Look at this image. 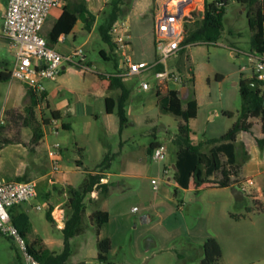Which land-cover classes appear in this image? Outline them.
I'll return each instance as SVG.
<instances>
[{"label": "rangeland", "instance_id": "1", "mask_svg": "<svg viewBox=\"0 0 264 264\" xmlns=\"http://www.w3.org/2000/svg\"><path fill=\"white\" fill-rule=\"evenodd\" d=\"M163 1L168 0H153L149 15L153 17L155 10L163 7ZM243 1H225L222 35L216 44L188 47L178 58L168 63L169 69L182 77L189 78L191 71L197 76L194 92L199 94L198 99L193 96L192 87L183 90L184 81L176 84V88L182 94L183 109L187 108L191 100L200 102L199 115L189 121V126L192 129L193 144L201 145V152L206 154H210L219 145L209 141L222 138L238 121L242 105L240 81L244 76L252 75L253 31L248 17L251 5L244 4ZM146 2L143 0L144 4ZM250 2L252 13L255 14L262 0ZM132 4L133 0H127L126 10ZM193 12L194 20L187 23L188 26L203 18L202 8L196 7ZM104 15L101 14V19ZM147 16L148 14L146 18ZM151 20L150 25L153 24ZM50 27L51 24L46 23L42 29L45 38ZM147 35L146 42L150 41L147 52L152 54V33L149 31ZM88 37L86 32L79 34L77 43L82 45L79 47L82 56L76 58V64L66 66L59 83L51 82L47 85L50 91L49 97L47 96L50 110L59 109L64 121L72 127L70 130L60 128L59 133L54 136L50 133L52 136L48 138V142L61 143L63 160L72 170L74 184L80 187L91 172L100 171L98 166L105 156H111L109 167L103 169L106 182L111 183L110 193L104 199L97 194L86 197L81 232L72 243L73 261H96L98 242L109 238L112 249L107 258L112 263L198 264L205 256L204 243L214 238L221 244L223 251L219 264H264V184L259 187L256 178L242 173L250 149L247 150L242 143H236L237 156L234 164H230L226 155H221L223 166L230 173L235 188L248 178L255 181L251 193L244 195L243 200L235 199L232 188L199 192L185 190L173 180L174 168L169 173L172 181L168 182L164 169L176 158L174 140L179 126L185 124L182 118L165 109L172 87L161 90L154 109H149L146 99L155 91V78H145L150 83V90H142V76L126 78L125 85L130 92L127 116L129 122L119 134L117 114H106L105 99L118 98L120 91L111 95L92 89L93 86L96 88L92 82L98 74L114 72L112 63L103 59L101 51L107 52L113 61L117 56V49L113 41L112 44L103 41L98 27ZM14 63V50L0 37V74L11 72ZM17 82L15 80L12 86L0 80V111L11 109L23 99L28 101L27 90ZM261 89L264 93V86ZM25 104L23 102L20 108L5 111L6 124L0 141L5 146L24 144L29 161L37 154L42 156L41 170L44 168L43 172H46L49 167L46 142L43 140L34 144L31 130L28 135L23 136L25 141L21 140L18 133L26 130L24 120L28 116ZM50 110L45 107L47 116H50ZM36 113V117L41 120L37 110ZM65 113L71 114V117ZM253 122L250 133L253 137L260 136L261 120L254 119ZM251 136L242 135L240 138L252 142ZM155 141L162 143L167 150L166 159L160 163L153 161L148 152ZM26 164L32 166L31 163ZM20 177L31 179L28 175ZM212 178L220 180L223 174L217 172ZM153 179H159L158 189L152 184ZM41 207L40 210H30L32 231L27 241L41 238L47 242L51 251L61 253L64 247L62 228L55 221H48V207L42 204ZM132 207H136L137 211L133 212ZM64 209V217H67L68 209ZM96 210H104L109 214V222L100 229L91 217ZM0 264H22L17 243L2 234Z\"/></svg>", "mask_w": 264, "mask_h": 264}, {"label": "trees", "instance_id": "2", "mask_svg": "<svg viewBox=\"0 0 264 264\" xmlns=\"http://www.w3.org/2000/svg\"><path fill=\"white\" fill-rule=\"evenodd\" d=\"M223 3L222 6L220 4ZM242 3L250 4L251 11L248 15L249 26L253 31L252 46L257 53L264 52V0L255 11L252 13V3L250 0H244ZM226 2L205 0L203 18L199 21L193 22L192 26H185V38L183 41L185 52L188 47L198 46L201 44H216L222 35V15ZM110 11L104 15L98 30L104 42L112 44L111 31L113 27L125 18L129 10H126L127 0H112ZM194 13L190 17H194ZM78 21L84 24V30L91 33L97 21V16L91 13L83 3H78L76 7H66L49 32V44L57 43L59 36L62 34L69 35L74 30ZM101 56L105 60H109L104 51H101ZM183 68H180L182 70ZM189 78L183 76L184 88L183 90L192 87V94L195 96L194 83L195 74L190 72ZM102 86L106 91H120L118 98L107 97L105 99L106 114L108 116L117 114L119 120L120 134L127 127L129 119L126 112V104L130 97V92L123 83L125 77L114 74L105 75L98 74ZM10 72H2L0 80L7 82L11 79ZM220 79V77H218ZM257 84V90L253 91L250 84ZM264 84L260 83L256 78L241 79L240 81V94H241V111L238 121L233 127L220 139L210 140L209 143L219 144L216 148L212 149L210 154L201 152V145H194L192 142V129L189 126V121L196 119L198 115V103L195 100L189 101L187 109L182 106V94L177 90H170L168 93V101L166 104V111L173 114L178 118H182L185 124H181L178 128V134L174 140L176 147L177 161L175 163V174L173 180L175 183L189 191H203L208 189H225L235 188L231 180V175L225 170L221 155L227 156L230 164L236 161V142L237 135L240 132L249 133L254 123L250 119L261 120V132L263 137L257 140L258 147L264 154V93L261 89ZM27 87V86H26ZM94 87V86H93ZM28 93L31 97V104L27 107L26 112L31 117L33 123V143L37 144L44 138V127L49 126L52 120L61 119L60 113L51 111V120H36L33 115V110L37 107L38 100L36 95L31 89L27 87ZM190 91V90H189ZM46 98L45 106L49 109L47 100V93L44 94ZM232 116V114H228ZM66 130L70 129L64 125ZM159 144L153 142L149 147V154L158 147ZM248 150L249 146L244 145ZM111 156L107 154L103 162L98 166L100 171H93L84 180L80 187H74L71 184L66 186L68 194V201L66 207L68 215L66 218L65 226L62 229L64 235V247L61 253L51 251L45 241L41 238H35L29 243L30 253L33 254L43 264H87L86 262H74L71 258L72 243L75 237L81 232V225L86 212L85 199L88 195L96 193L97 196L103 199L108 196L111 189L110 182H103L104 171L109 167ZM80 164V163H78ZM217 172H222L223 178L218 180L212 178ZM21 181H26L20 178ZM15 226L20 231L21 235L27 239L32 231V223L28 214L21 212L15 215L11 211ZM46 217L48 221L54 222L52 216V209L49 208ZM91 217L96 221L98 229L109 222V214L103 210H96L92 213ZM99 233V232H98ZM99 253L98 260L108 261L107 255L112 249L111 240L103 238L98 242ZM204 258L198 264H219L223 257V251L219 242L210 238L204 243Z\"/></svg>", "mask_w": 264, "mask_h": 264}, {"label": "built area", "instance_id": "3", "mask_svg": "<svg viewBox=\"0 0 264 264\" xmlns=\"http://www.w3.org/2000/svg\"><path fill=\"white\" fill-rule=\"evenodd\" d=\"M63 0H9L2 23V37L15 52V63L11 73L12 79L25 84L36 95L38 104L36 110L41 120H45L44 109L46 98V81H56L61 76L64 67L76 64V58L82 56V50L77 49L70 54H62L53 48L42 35V29L51 13L63 8ZM205 0H168L157 11L154 24L155 58L152 61H137L129 54L130 39L128 26L117 23L112 31V41L122 56L123 73L120 76H142V90H150L146 77L156 80L155 92L167 89L171 84H181L183 77L169 69L168 63L182 53L185 38V26L191 23L190 17L196 7L204 10ZM223 3L220 4L222 6ZM252 77L264 84V52L255 53L252 58ZM184 86V84H183ZM5 124L3 114L0 116V127ZM57 127H50L49 133L58 134ZM47 155L50 162L49 181L55 183L62 172L63 148L60 142L49 146ZM151 157L155 162H163L167 150L163 145L156 147ZM172 167H165L164 174L168 182ZM152 184L158 189L159 179H153ZM255 186V181L248 178L238 184L237 188L244 195H249ZM37 180H6L0 179V234L14 240L22 255V264H43L30 253L29 243L15 226L11 211L16 206L34 200L38 197ZM38 209H42L38 206ZM137 211V208H133ZM87 264H116L109 261L96 260Z\"/></svg>", "mask_w": 264, "mask_h": 264}, {"label": "crops", "instance_id": "4", "mask_svg": "<svg viewBox=\"0 0 264 264\" xmlns=\"http://www.w3.org/2000/svg\"><path fill=\"white\" fill-rule=\"evenodd\" d=\"M8 1L9 0H0V37L3 40H4V38L2 37V23H3V17L5 14V11H6L7 6H8ZM63 1L65 2L64 7L54 10L46 22L47 24L48 23L51 24V27L48 30V33L46 35L47 40H48L49 32L52 30L53 26L56 24V22L58 21V19L60 18V16L62 15V13L66 7L74 6V8H75L78 3H83L91 13H93L94 15L97 16V21H96L91 33L85 31L84 30V24L81 21H78L71 34L60 35L57 43L51 45L57 51L66 55V54H70V53L74 52L75 50L79 49V47L82 46V45H78V43H77V39H78L79 34L83 35V32H86L89 35V37H91L94 34L95 29L102 22L101 14H103V13L107 14L110 11V5L109 4L111 3L112 0H63ZM146 1L147 2L144 4L143 0H133V4H132L131 8L129 9V13L125 17V21H122V20L119 21V23H125L129 28V30H128L129 39H130L129 54H131L133 59L137 60V61H152L155 58L154 34H153L154 27H153V25L155 24V16H156L157 11L159 9L157 8L155 10V13L153 14V17H152V15H149V9H150V6H151L153 0H146ZM165 3L166 2L163 1L162 5H164ZM147 14H148V16L146 18ZM149 19L150 20L152 19L151 21L153 24L150 25ZM149 31L152 33V39H151L152 50H153L152 54L147 52L149 47H150V41L146 42L147 37H148L147 34ZM116 52H117V56L114 58L113 61H111V58L108 55V53L105 52V55L109 60H105V59L104 60L106 62L112 63V67L114 69V72L113 73L102 72V74H105V75H114V74L122 75V73H123L122 56L118 50H116ZM252 52H254V53H251V61H252L254 54L256 53L255 50H253ZM145 57H148V59H144ZM65 69H66V67H64V70ZM61 77H62V74L58 78V80H56V81H46L45 82L46 93H47L48 97H49L50 91H49V86L47 87V85L51 82L59 83L62 80ZM123 77H125L123 79V83L125 85V79L128 77H126V76H123ZM251 78H252V75L244 76L242 79L245 80V79H251ZM14 81H15V79L11 78L9 81H7L5 83H10L13 86ZM197 82H198V79H197V76H195L194 89L197 86ZM17 83H19V85L24 86L25 89L27 90V87L25 84H23L20 81H18ZM92 84H94L96 87V88L92 87V89L96 90L97 92L98 91L99 92L105 91L107 94L111 93V95H113L114 93H118V91H119V90L110 91V92L106 91L103 88L101 80L99 79V77L95 78L94 81L92 82ZM169 86L172 87L171 90H177L176 84H171ZM195 91H196V89H195ZM160 95H161V93L159 95H157L155 91L152 94H150L146 99L147 108L154 109V105H156L157 100H158ZM27 96H28L27 102H25L24 99L20 102H16L15 105H13L11 107V109H13V108L15 109L16 107L20 108L21 104L24 102V103H26L25 104L26 105L25 110H26L27 107L31 104V97L28 93V90H27ZM195 97L197 99L199 98V94L197 92L195 93ZM128 102H129V99H128L127 104H126L127 116H129ZM48 104H49V101H48ZM198 107H199V110H198V115H199V112L201 110L200 102H198ZM11 109H5V110L3 109L2 111H0V116L3 114L4 120H5L6 119L5 118L6 117L5 111L11 110ZM49 110H50V104H49ZM51 111L59 112L61 119L52 120V122L49 126L44 127V138L41 141L44 140L46 142V145H47L46 150L47 151H48L49 146L53 144V143L48 142V138L50 136H52L49 133V132H51V131H49L50 127H53V126L57 127L59 129L58 133L60 131V128H63L64 130H66L64 128V125H66L70 129L72 128L69 123L64 121L63 114L59 109L50 110V116H47L46 112H44L45 120H47V119L51 120ZM33 113H34L33 117L36 120L41 121L36 117V115H37L36 108L33 110ZM26 114L28 116L27 112H26ZM65 114L68 117H71V114H69V113H65ZM115 114L116 113H114L111 116H114ZM226 114H231V113L226 112ZM253 120L254 119H250L251 122H253ZM116 122L118 123V133L120 134L118 117H116ZM24 123L26 125V130L18 132L19 135L22 137L21 138L22 141H25L23 136L26 134L28 135L30 130L32 131V134H34L33 127H32L33 121H32L30 116L25 118ZM5 124H6V122H5ZM5 124L0 127V135L5 129ZM252 130H253V128H252ZM54 135H56V134H53V136ZM242 135L244 137H246V135L251 136L252 133L240 132L237 135V142L236 143H242V144L250 147V151L247 154L246 161L242 167V171H243L242 173L256 178L257 185L259 187H261L264 184V154L261 151V149L258 147L257 140L262 138L263 134L261 132L260 136H256V137H253V135H252L251 136L252 142L251 141H243L240 138ZM32 142H33V135H32ZM40 142H38V143H40ZM155 142L158 143L159 145H162V143H160L159 141H155ZM23 145L24 144H22V143H17L15 145L5 146L4 144H2V141H0V179L19 180L20 178H24V177H20L21 175H28L31 179H25V178L24 179L25 180H33V179L37 180L38 193L39 194H38V197L35 198L34 200H31V201L25 202L19 206H16L15 208L12 209V212L15 215H17L21 212H24V213L28 214L30 217V210L38 209V206H41V204H42V206L48 207L47 208L48 210H49V208L52 209V216H53L54 221L59 226H61V228L63 229L65 226V222H66L65 218H67L66 215L64 217V213H65L64 207L66 208V204L68 201V194L66 192V186L68 184H71L74 187H77L73 181V177L71 174L72 170H70L67 167V165L65 164L64 160H62V172L57 176V180L55 183H53V184L50 183L49 176H48L49 171H50L49 158H48L49 167L46 169V172H43L44 168L41 170V167H42L41 162L43 161L42 160L43 157L38 156V154H37L29 161L27 150ZM46 157H48V155ZM176 161H177V154H176V158L171 162L169 161L170 163H168L167 166L172 167V169L173 168L175 169ZM26 163H31L32 166L29 167L28 164H26ZM104 181L106 182L107 180L103 179V182ZM95 194L96 193H93L92 197H94ZM133 208H136V207H132V209ZM30 220H31V217H30ZM45 243H46L47 247L49 249H51L50 246L47 244V242H45Z\"/></svg>", "mask_w": 264, "mask_h": 264}, {"label": "water", "instance_id": "5", "mask_svg": "<svg viewBox=\"0 0 264 264\" xmlns=\"http://www.w3.org/2000/svg\"><path fill=\"white\" fill-rule=\"evenodd\" d=\"M250 88L253 91H256L257 90V84H255V83L254 84H250ZM232 193H233V195H234V197H235L236 200H243L244 199L243 192L241 190H239L238 188H232Z\"/></svg>", "mask_w": 264, "mask_h": 264}]
</instances>
